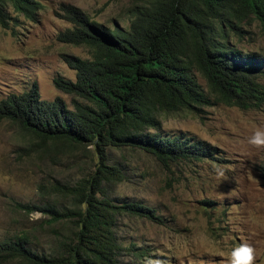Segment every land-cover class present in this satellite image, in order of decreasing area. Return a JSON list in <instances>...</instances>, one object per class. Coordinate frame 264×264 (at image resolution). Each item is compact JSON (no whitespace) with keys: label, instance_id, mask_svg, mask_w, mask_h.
Masks as SVG:
<instances>
[{"label":"trees","instance_id":"trees-1","mask_svg":"<svg viewBox=\"0 0 264 264\" xmlns=\"http://www.w3.org/2000/svg\"><path fill=\"white\" fill-rule=\"evenodd\" d=\"M11 1L31 19L42 6L40 0ZM60 10L71 26L58 39L89 54L62 53L75 79L53 78L59 90L72 95L71 106L60 96L42 99L33 81L28 90L0 99V119L33 137L30 148L36 144L46 153L50 146L92 144L98 162L73 182L56 177L40 182L37 201L15 202L45 215L49 225L68 221L72 229L65 234L51 227L55 244L46 250L35 248L25 230L7 234L0 239V264H131L123 256L136 259L142 250L121 245L118 218L127 214L161 223L163 217L143 202L111 195L109 186L123 174L109 162L108 148H140L166 168L170 162L212 157L215 148L203 139L163 134L161 116L216 102L242 109L264 104V57L242 55L228 43V30L251 17L264 33V0H129L127 26L98 23L71 3H61ZM4 15L0 7V22L7 26ZM257 170L264 179V164Z\"/></svg>","mask_w":264,"mask_h":264},{"label":"rangeland","instance_id":"rangeland-1","mask_svg":"<svg viewBox=\"0 0 264 264\" xmlns=\"http://www.w3.org/2000/svg\"><path fill=\"white\" fill-rule=\"evenodd\" d=\"M43 2L30 20L9 5L8 14L17 20L8 19L9 27L0 24V99L26 91L36 81L42 99L60 96L71 106L72 95L59 90L53 78L75 79V71L64 62L62 53L89 54L83 46L58 39L71 26L59 14L60 4L78 6L106 25L127 26L129 0ZM228 43L242 55L264 57V33L253 17L239 29L228 30ZM196 76L207 89L202 75L197 72ZM161 122L163 134L185 132L215 149L212 157L170 162L166 168L140 148H108L109 162L118 164L123 174L120 182L109 186L111 195L143 202L163 217L161 223L127 214L118 218L115 229L121 245L142 250L138 258L124 255L123 260L131 264H228L233 248L251 243L260 253L256 264H264V179L256 170L264 163V148L249 143L257 129L264 130V104L242 109L216 102L197 110L163 114ZM30 141L34 138L0 119V239L25 230L35 248L46 250L55 244L51 227L66 234L72 223L49 225L45 215L26 212L15 202L37 201L38 184L51 177L73 182L87 175L95 168L98 153L87 143L50 146L42 153L36 144L28 147ZM30 214L39 216L30 220Z\"/></svg>","mask_w":264,"mask_h":264},{"label":"clouds","instance_id":"clouds-1","mask_svg":"<svg viewBox=\"0 0 264 264\" xmlns=\"http://www.w3.org/2000/svg\"><path fill=\"white\" fill-rule=\"evenodd\" d=\"M40 1L42 3V6H43V3H44L43 1H45V0H40ZM9 5L14 9L15 6L12 4L11 0H5V3L2 4V2H1V4H0L1 9L4 10V12H5L4 19L6 18L5 19V25H7V26H4V27H9V23L7 22L8 19L17 20L15 17H11L8 14V6ZM39 10H40V8L37 9L36 12H38ZM15 11L19 12V10H15ZM25 17L29 20L31 19L27 16H25ZM33 19H35V18H33ZM98 23H100V22H98ZM0 24L3 26V23L0 22ZM249 143L256 148H264V130L257 129L255 131V133L250 137ZM258 166L259 165L256 166V170H257ZM257 172H258V170H257ZM222 174L223 173H221V175ZM38 216H39V214H30L29 219L35 220L38 218ZM259 254L260 253H259L258 249L253 244L241 243L239 246H237L231 250L230 255L228 257V264H256V261H257Z\"/></svg>","mask_w":264,"mask_h":264}]
</instances>
